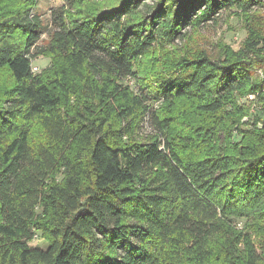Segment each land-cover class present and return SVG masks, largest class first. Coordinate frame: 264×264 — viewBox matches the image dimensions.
<instances>
[{"label": "trees", "instance_id": "obj_1", "mask_svg": "<svg viewBox=\"0 0 264 264\" xmlns=\"http://www.w3.org/2000/svg\"><path fill=\"white\" fill-rule=\"evenodd\" d=\"M64 1L43 46L0 7V264H264V0ZM231 10L238 49L185 43Z\"/></svg>", "mask_w": 264, "mask_h": 264}, {"label": "rangeland", "instance_id": "obj_2", "mask_svg": "<svg viewBox=\"0 0 264 264\" xmlns=\"http://www.w3.org/2000/svg\"><path fill=\"white\" fill-rule=\"evenodd\" d=\"M114 2L102 1V0H86L85 5H89L90 9L100 8V5H107ZM142 2L148 3L150 6H155V0H142ZM0 7L6 12L12 13L24 9L25 7L32 8L33 13L40 15L44 29L41 38L38 42L39 46L47 45L51 39V33L54 30L53 27V11L62 7L65 4L64 0H0ZM150 9V8H149ZM245 17H241L235 14L233 10L223 13L217 22L214 24H207L206 26L196 31H191L189 39L185 42L187 45H191L192 48H204L211 53H216L219 50L218 45L222 43L231 44L235 49H238L242 43V40L246 37V30L244 29ZM33 65L37 66L42 71H47L51 68V60L45 55H39L33 59ZM128 83H136V81L130 80ZM159 102H155L154 105L158 106ZM245 107H248L250 111L248 115L244 116L241 122H237L236 127L242 126L244 128H250L253 126L252 122L256 115H263L261 104L257 101L256 97L251 95L247 98L240 100ZM235 123V122H234ZM231 123L230 124H234ZM262 122H259V126ZM140 135H147L154 133L149 120H144L139 130ZM239 224L243 223L242 219L236 220ZM253 239L258 246L264 245V235L262 233L253 232ZM34 246H40L45 248L46 241L44 240L41 232H37L33 241Z\"/></svg>", "mask_w": 264, "mask_h": 264}, {"label": "built area", "instance_id": "obj_3", "mask_svg": "<svg viewBox=\"0 0 264 264\" xmlns=\"http://www.w3.org/2000/svg\"><path fill=\"white\" fill-rule=\"evenodd\" d=\"M32 71H33L34 73H38L40 70L38 69L37 66L32 65Z\"/></svg>", "mask_w": 264, "mask_h": 264}]
</instances>
